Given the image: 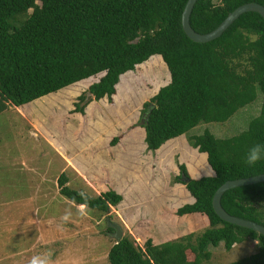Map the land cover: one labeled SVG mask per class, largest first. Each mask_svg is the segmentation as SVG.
I'll return each mask as SVG.
<instances>
[{
  "label": "trees",
  "instance_id": "16d2710c",
  "mask_svg": "<svg viewBox=\"0 0 264 264\" xmlns=\"http://www.w3.org/2000/svg\"><path fill=\"white\" fill-rule=\"evenodd\" d=\"M186 1L0 0V115L10 106L90 80L74 102L73 113L83 114L92 100L111 101L136 65L160 55L170 81L144 103L143 112L153 104L148 119L131 125V132L143 130L146 150L155 152L200 123L225 122L261 95L258 115L239 133L187 135L190 146L206 153L211 174L192 178L179 164L173 181L184 184L194 201L168 214L177 220L201 215L208 227L197 235L187 231L161 241L140 234L141 245L124 234L111 245L107 259L109 264H203L212 258L210 246L223 243L230 250L251 240L255 252L222 264H264V235L221 219L212 206L225 181L264 173V161L255 166L243 162L253 144H264V20L257 12H244L219 37L197 42L182 28ZM248 2L264 6V0H196L190 25L207 33ZM123 136L112 137L110 144ZM67 181L65 173L57 178L63 197L112 221L110 210L122 201L121 194L109 188L90 195ZM221 205L231 215L264 226V181L226 190ZM107 230L113 228L107 225Z\"/></svg>",
  "mask_w": 264,
  "mask_h": 264
},
{
  "label": "rangeland",
  "instance_id": "374dc122",
  "mask_svg": "<svg viewBox=\"0 0 264 264\" xmlns=\"http://www.w3.org/2000/svg\"><path fill=\"white\" fill-rule=\"evenodd\" d=\"M169 79L165 63L158 57H150L124 77L111 101L106 97L92 100L85 106L83 114L73 113L74 102L87 89L90 80L40 97L38 101L33 100L30 109L35 115L30 113V121L24 117V114L27 115L25 112L19 114L14 106V110L2 113L0 215L26 217L36 213L42 216L39 213L48 211L55 217L54 213L64 212L57 202L63 200L57 185V178L63 172L67 175L68 186L90 195L96 196L109 188L123 194L125 201L111 207V220L123 226V235L132 236L138 245H141L147 230L152 231L160 241L168 235L178 237L179 233L187 231H194L197 235L204 231L208 227L204 216L196 214L190 219L177 220L168 214L189 203L183 189L172 188L183 185L173 181L179 173V164L184 163L191 176L211 174L206 160H195L194 153L183 148L194 149L188 143L187 135L208 130L216 137L225 138L239 133L247 127L251 118L258 115L261 95L225 122L200 123L187 134L178 136L174 141L169 140L161 155L164 165L169 164L164 168L158 163L160 168L155 172L152 171L156 165L152 156L154 152L146 150L142 144L143 130L136 127L131 132V125L141 121L144 103ZM47 105L49 109L44 108ZM120 135H124L121 141L111 145L112 137ZM74 140L77 147L79 142L82 146L81 149L76 148V155H73ZM54 142L61 150L69 146L72 151H62L70 160L65 161L61 157ZM21 156V160L16 159ZM75 162L79 169L73 166ZM167 197L179 206H166L171 204ZM48 200L49 204L46 203ZM43 204L42 208H38ZM79 207L82 217L74 218L72 215L67 220L54 223L38 222L37 228L42 225L45 228L42 234L45 239L35 238L30 230L0 234V264H29L34 256L46 258L47 264H109L107 253L115 239L107 230L106 214L89 210L83 205ZM135 217L138 220L134 223ZM128 222L135 225L128 226ZM10 224L6 223V226ZM209 248L212 258L203 264L235 261L255 252L256 244L246 240L230 250H226L223 243ZM18 249L22 251L19 256L12 254Z\"/></svg>",
  "mask_w": 264,
  "mask_h": 264
},
{
  "label": "crops",
  "instance_id": "0c3cea01",
  "mask_svg": "<svg viewBox=\"0 0 264 264\" xmlns=\"http://www.w3.org/2000/svg\"><path fill=\"white\" fill-rule=\"evenodd\" d=\"M151 57H158V58H160V60L163 62V60H162V58H161V56L160 55H153V56H151ZM147 61V60H146ZM164 63V62H163ZM136 67V66H135ZM169 81H170V79H169ZM168 81V82H169ZM167 82V83H168ZM166 83V84H167ZM163 86V85H162ZM66 87H64V88H62V89H60V90H58V91H56L55 93H57V92H60V91H62V90H64ZM52 94V93H51ZM46 96V95H45ZM42 98H43V96H42ZM41 99V98H40ZM40 99H35V101H38V100H40ZM102 99V98H101ZM32 102H34V101H31V102H29V103H27V104H24L23 106H21V107H16V106H14L15 108H17V110L19 111V114H24L23 112H25L27 115L25 116V114H24V117L25 118H27V120L28 121H30V113H32V114H34L33 113V111H31V109H30V104H32ZM13 106H10V108H9V110L8 111H10V110H14L15 108H14ZM35 107V106H34ZM33 107V109H34V111H36V108H34ZM44 108L46 109H49V107H48V105H47V107L46 106H44ZM31 111V112H30ZM35 115V114H34ZM177 138H179V137H176V138H172V139H170L171 141H174V140H176ZM75 141V140H74ZM47 142H49V144H52V142L50 141V140H47ZM167 142H170L169 140L168 141H166L159 149H157L154 153H153V159H154V162L156 163V165H154L155 166V169L154 168H152V171H155V172H157V170L160 168L159 166H158V163H161V164H163L162 166L165 168V165H167V164H169V162H167L165 165H164V162H162V154H163V151H164V148H166V146H167ZM55 143V142H54ZM73 144H74V153H73V155H76L77 154V149L76 148H80V146H81V143L79 142V147H77V144H76V141L74 142V143H72V146H73ZM142 144L146 147V144L144 143V140H143V138H142ZM65 146V145H64ZM63 146V147H64ZM55 149L58 151V152H60V155H61V157H63V159L65 160V161H67V160H70L69 158L70 157H67V155L65 156L64 154H63V151H66V153H69V151H72L71 149H69V146H66V150L63 148L62 150H61V147L59 146V145H57L56 143H55ZM59 147V149H57ZM68 147V148H67ZM82 147V146H81ZM72 148V147H71ZM171 148H174V147H171ZM184 149H186V150H188V151H190V152H193L194 154V157H195V160H200V161H204V160H206V153H200V152H198L197 151V149H191V148H189L188 146H184L183 147ZM81 149V148H80ZM0 153H1V151H0ZM23 157L21 156V158H16V159H22ZM76 159V158H75ZM147 161V160H146ZM66 163H68V162H66ZM77 162H75V164L73 165L76 169H79V166H78V164H76ZM68 166V165H67ZM81 167V166H80ZM68 168V167H67ZM141 168V167H140ZM80 170H81V168H80ZM71 173H72V171H70ZM61 173H63V172H61ZM60 175V174H59ZM202 175H204V174H201V175H199V176H191L192 178L193 177H195V178H198V177H201ZM206 175V174H205ZM207 175H209V174H207ZM59 177V176H58ZM169 188V187H168ZM172 188H181V189H183L184 190V192L188 195L187 196V198H186V201H188L189 203H192L193 201H194V198L190 195V193L186 190V188H185V186L184 185H181V186H174V187H172ZM118 190V189H117ZM117 192H119V191H117ZM122 195V202H124L125 200H124V196H123V194H121ZM189 195L191 196V198H189ZM61 198H63V200L62 201H57L59 204H61V206L63 207V209H64V212H56V213H54L53 215H55V217L54 216H51V214H49L50 212H48V211H45V212H43L42 214H40L39 213V215H42V216H38V215H36V213H32L31 215H29V216H20V217H17V216H9V215H0V220H1V224H2V227H0V234H3V233H6V232H15V233H21V232H25V231H27V230H30V234H34L35 235V238L37 237V238H39V239H45V235H42L43 234V232H44V230H45V228L43 227V225L42 226H40V228H37V224H38V222H40V221H42V222H40V223H43L44 222V220L46 221V222H50V223H52L53 221H61V220H67L66 218H69V217H71L72 215H74L73 217L74 218H76L77 216L78 217H82L81 215H82V209H78V208H80L79 207V205L80 204H76V203H73V202H71V201H69L67 198H65V197H61ZM169 199V202L171 203L170 205H166V206H171V205H173V207L174 206H177L176 204H177V202H171V197L169 198V197H167V200ZM165 201V200H164ZM175 201V200H174ZM46 203L47 204H49V200L48 201H46ZM40 204V203H39ZM44 206V204L43 205H39V207L38 208H42ZM179 206V205H178ZM177 206V207H178ZM46 207H48V205H46ZM180 207V206H179ZM57 215V216H56ZM60 217H62L63 219H60ZM137 217H139V216H137ZM40 219V220H39ZM137 220H138V218H134V223L135 222H137ZM52 221V222H51ZM129 223L128 222V224H126V225H135L134 223ZM6 223H11L10 225H8V226H6ZM54 223V222H53ZM127 223V222H126ZM4 225V226H3ZM29 226V227H28ZM57 226V225H56ZM121 226V225H120ZM26 227H28V229H25ZM65 227V226H64ZM64 227H62V229L64 228ZM61 228V227H60ZM121 228H123V226L121 227ZM25 229V230H24ZM33 230H35L34 232H33ZM65 230V229H64ZM136 230V227L134 228V231ZM129 231L132 233V230L131 229H129ZM123 232V231H122ZM146 233H150V234H152V235H155V234H153L152 233V231H146ZM44 236V237H43ZM158 241H160V240H158ZM33 243V242H32ZM31 243V244H32ZM30 244V245H31ZM22 253V251L20 250V249H18V250H16L15 252H13L12 254H15V255H17V256H19V254H21Z\"/></svg>",
  "mask_w": 264,
  "mask_h": 264
},
{
  "label": "water",
  "instance_id": "95a60500",
  "mask_svg": "<svg viewBox=\"0 0 264 264\" xmlns=\"http://www.w3.org/2000/svg\"><path fill=\"white\" fill-rule=\"evenodd\" d=\"M195 2L196 0H187L183 8L182 15H181V24H182L183 31L193 41L207 42V41H210V40H213L219 37L244 12H248V11L257 12L261 15V17L264 20V6L256 2H248V3H244L236 7L233 11L229 12L227 16L225 17V19L213 30L207 33H198L191 27L190 22H189V17H190V14L192 12ZM152 107H153L152 103L147 106L146 111L142 113L141 122H144L148 119ZM183 179L187 181V178L183 177ZM262 181H264V173H260V174L245 177V178L227 180L224 183H222L216 189L213 195V198H212V206L216 214L221 219L227 222L252 229L264 235L263 225L255 221H252V220H248V219H244V218L231 215L228 212H226L225 209L221 205V196L226 190L234 188V187L254 184V183H258ZM107 224L108 226L113 228V231L110 232V234L114 237L116 241H119L123 236L122 228L120 227V225L108 219H107Z\"/></svg>",
  "mask_w": 264,
  "mask_h": 264
},
{
  "label": "clouds",
  "instance_id": "9594fccd",
  "mask_svg": "<svg viewBox=\"0 0 264 264\" xmlns=\"http://www.w3.org/2000/svg\"><path fill=\"white\" fill-rule=\"evenodd\" d=\"M261 161H264V144H261V143L253 144L247 150V152H246V154H245V156L243 158V162L246 165H248V166H255L257 163H259ZM29 264H47V259L46 258H41V257H35L34 256L31 259V261L29 262Z\"/></svg>",
  "mask_w": 264,
  "mask_h": 264
}]
</instances>
